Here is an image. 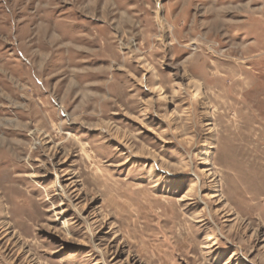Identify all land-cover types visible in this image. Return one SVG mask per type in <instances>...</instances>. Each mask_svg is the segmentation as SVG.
<instances>
[{"label": "rangeland", "instance_id": "1", "mask_svg": "<svg viewBox=\"0 0 264 264\" xmlns=\"http://www.w3.org/2000/svg\"><path fill=\"white\" fill-rule=\"evenodd\" d=\"M0 264H264V0H0Z\"/></svg>", "mask_w": 264, "mask_h": 264}, {"label": "bare ground", "instance_id": "2", "mask_svg": "<svg viewBox=\"0 0 264 264\" xmlns=\"http://www.w3.org/2000/svg\"><path fill=\"white\" fill-rule=\"evenodd\" d=\"M62 197V195H60ZM236 218V217H235Z\"/></svg>", "mask_w": 264, "mask_h": 264}]
</instances>
